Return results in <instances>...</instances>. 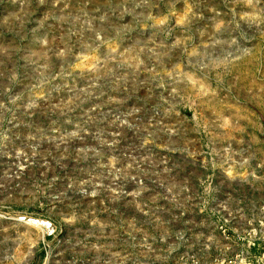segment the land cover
Segmentation results:
<instances>
[{
    "label": "rangeland",
    "instance_id": "1",
    "mask_svg": "<svg viewBox=\"0 0 264 264\" xmlns=\"http://www.w3.org/2000/svg\"><path fill=\"white\" fill-rule=\"evenodd\" d=\"M264 263V0H0V264Z\"/></svg>",
    "mask_w": 264,
    "mask_h": 264
},
{
    "label": "built area",
    "instance_id": "2",
    "mask_svg": "<svg viewBox=\"0 0 264 264\" xmlns=\"http://www.w3.org/2000/svg\"><path fill=\"white\" fill-rule=\"evenodd\" d=\"M229 264H238V263H229ZM244 264H260V263H244Z\"/></svg>",
    "mask_w": 264,
    "mask_h": 264
},
{
    "label": "crops",
    "instance_id": "3",
    "mask_svg": "<svg viewBox=\"0 0 264 264\" xmlns=\"http://www.w3.org/2000/svg\"><path fill=\"white\" fill-rule=\"evenodd\" d=\"M260 264H264V263H260Z\"/></svg>",
    "mask_w": 264,
    "mask_h": 264
}]
</instances>
